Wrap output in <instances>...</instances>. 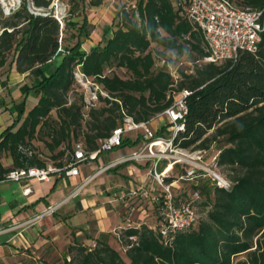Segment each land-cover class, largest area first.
<instances>
[{
  "label": "trees",
  "instance_id": "1",
  "mask_svg": "<svg viewBox=\"0 0 264 264\" xmlns=\"http://www.w3.org/2000/svg\"><path fill=\"white\" fill-rule=\"evenodd\" d=\"M187 1L135 0V10L119 7L112 35L111 27H104L101 41L88 52L82 45L93 26L85 12L105 0H67L68 18L62 24L53 16L52 0H23L10 16L1 17L0 69L11 57L18 73L43 75L30 88L41 92L37 104L16 131L22 112L1 135L0 155L9 152L15 169L45 166L36 153L19 151L38 135L48 139L43 142L56 152L54 158L64 156L59 148L66 145L68 160L73 140L81 139L88 151L96 150L121 124L122 111L136 122L147 121L172 105L173 93L188 90L185 129L175 142L193 151L219 144L216 165L228 172L231 182L229 189H222L200 179L194 186L200 198L193 205L205 210V216L168 244L147 225L127 229L119 238L125 261L109 243L96 240L88 247L72 234L64 264H264V32L256 52L241 51L235 61L220 65L201 63L207 55L202 32L177 6ZM241 5L264 10V0H242ZM29 7L50 14L34 15ZM71 30L75 42L68 45ZM153 45L160 49L154 51ZM167 52L177 55L176 82L166 68L155 67L159 58L174 63L164 57ZM76 67L108 94L86 113L73 75ZM164 131L162 127L157 134ZM137 143L127 138L121 147ZM8 171L0 162V180ZM179 199L189 202L190 196ZM130 236L136 240L130 241Z\"/></svg>",
  "mask_w": 264,
  "mask_h": 264
},
{
  "label": "built area",
  "instance_id": "2",
  "mask_svg": "<svg viewBox=\"0 0 264 264\" xmlns=\"http://www.w3.org/2000/svg\"><path fill=\"white\" fill-rule=\"evenodd\" d=\"M109 1L114 3L116 0ZM0 4L5 16H10L20 7V4L7 5L2 0ZM177 6L183 7L188 20L202 32L207 55L201 63L220 65L228 60L235 61L241 51H257L261 33L264 32V10L239 6L233 0H188L187 5L177 3ZM29 11L40 16L50 14L43 10L31 9V7ZM53 16L62 24L63 15L55 12ZM191 65L192 63L188 64V66ZM155 67L166 68L175 82L180 78L178 67L172 66L164 58L157 59ZM73 75L83 96L85 113L98 104L100 97H108L102 86L84 75L79 67H76ZM190 93L188 90H182L178 94L173 93L172 105L147 121L136 122L122 111L121 124L112 131L109 137L99 142L96 150L88 151L83 143H74L70 158L61 169L50 166L10 169L4 174L3 180L13 183H21L30 179L45 181L56 172H63L65 177L72 178L79 175L82 164L91 163L97 160L99 155L120 148L124 139L138 141L130 153L109 162L87 176L61 203L48 207L25 223H16L6 228L0 227V235L30 225L44 216L52 215L63 203L77 197L80 191L99 174L124 163L144 166L145 177L137 183H131L122 193L114 192L111 195V203L121 204L127 215L125 227L119 228L116 234L118 238L123 231L141 226L135 225L132 217L136 213L142 214L144 218L147 217L148 206H144V202L149 203V206L156 211V224L154 227H148L157 231L165 244L170 243L176 233L191 229L199 220L197 208L193 203L200 198V192L195 189L190 194L189 202L180 201L173 192L174 187L178 188L180 181L195 183L200 179H209L216 187L229 189L231 182L217 168L218 154L213 155L208 163L201 159L207 151L185 149L175 142L178 134L185 129V118L188 112L185 98ZM161 119L166 120L163 126H166V130L162 135H158L161 128L158 130L155 125ZM19 151L27 156L35 154L32 147L26 145L20 146ZM168 179L170 181H167ZM23 193L29 194L30 188H25ZM128 239L136 240L134 236Z\"/></svg>",
  "mask_w": 264,
  "mask_h": 264
},
{
  "label": "crops",
  "instance_id": "3",
  "mask_svg": "<svg viewBox=\"0 0 264 264\" xmlns=\"http://www.w3.org/2000/svg\"><path fill=\"white\" fill-rule=\"evenodd\" d=\"M233 1L237 5L242 6V0ZM87 11L85 15L91 25L101 18L103 20H109L110 18V23L107 22L108 25H105V27H111L116 16L109 9H106L104 4ZM112 30L114 29L111 27L110 35H112ZM86 41L90 43H83V47L88 52L91 48L97 46L101 39H97L94 43L89 41V39ZM60 60L61 58L58 57L55 62L58 64ZM42 76L39 72L20 74L16 71L15 64L11 63V61L0 69V140L2 133L16 123L19 114L22 112L20 121L13 128V131L17 130L28 112L41 98L39 90L30 88L34 79ZM30 147L37 150L39 148L40 151L34 152L45 161V166L39 168L50 166L51 168L61 169L65 166L68 154L66 145L63 144L59 148V150L65 152L63 159L62 157L54 158L53 154L56 152L52 153L45 147L44 142H40L37 139L31 141ZM132 149L133 147H120L113 152L103 153L95 160L96 163L82 164L79 175L72 178L65 177L63 172H56L52 173L45 181L30 179L21 183H13L3 179L0 180V227L6 228L16 223H25L45 211L48 207L58 205L87 176L109 162L127 155ZM0 162L6 170L15 169L9 152L1 153ZM144 174L145 167L142 165L135 163L120 164L99 174L91 182L99 180L95 187L88 188L90 183L74 198L77 200L84 195L82 198L84 209L82 210H85L83 212L85 214L81 220H78V211L68 208V205L74 200L72 199L63 203L52 215L44 216L20 229L1 234L0 264H21L19 259L25 256L23 249L29 250L33 254H40L43 251L42 248L48 244L47 250L45 249L44 253H42V256L44 255L45 257L48 256L47 254L51 250L62 251L68 245L69 227H81L82 230L94 234V237H86L87 239L94 242L101 240L111 245L114 238L110 233L118 231L119 228H124L127 216L121 204L111 203V195L114 192L122 193L131 183H137L143 179L145 177ZM25 188H30V193L27 195L23 193ZM94 195L101 196L103 200L94 198ZM150 208L148 207V209ZM68 212L71 213L68 214ZM135 218L132 219L135 225L146 224L149 227H154L156 224L155 218L154 220L147 219L148 217L144 218L139 213H136ZM91 227L94 228V231H89Z\"/></svg>",
  "mask_w": 264,
  "mask_h": 264
},
{
  "label": "rangeland",
  "instance_id": "4",
  "mask_svg": "<svg viewBox=\"0 0 264 264\" xmlns=\"http://www.w3.org/2000/svg\"><path fill=\"white\" fill-rule=\"evenodd\" d=\"M5 4L7 5H14V6H17L18 4H21V1L23 0H2ZM240 4V3H239ZM104 5H105V8L106 9H109V11L113 14L116 15V12L118 10L119 7H122V6H126L127 9H130L131 11L132 10H135V0H116L114 3H111L109 0H105L104 2ZM51 8L53 10V13L57 12L59 13L60 15H63L64 18H68L67 16V12H68V4H67V0H52V3H51ZM32 9V7H31ZM88 12V11H86ZM107 12V11H106ZM1 17H7L4 15L3 13V10H2V6L0 4V22H1ZM75 21H81V18H74ZM63 22V21H62ZM107 22L110 23V18L109 20H103V18L99 19L97 22H95V24H92L93 25V31L91 32V35H90V38H89V41H92L93 43L97 41V39H101L102 38V29L103 27H105V25H108ZM116 22L117 21H113V23L111 24L112 28L113 29H116ZM1 27V25H0ZM73 33V31L71 30L69 33H67V39H68V42L67 44L68 45H72L74 42H75V39H72L70 37V35ZM110 35V34H109ZM70 37V38H69ZM88 40V39H87ZM84 43H87L89 44L86 40ZM86 48V47H85ZM152 49L154 51H156L157 49H160L156 46H152ZM82 50H84V47L82 45ZM164 57L168 58L170 61L173 62L174 60V63L171 64L172 66L176 67V61H178L177 58V55L172 53V52H167L164 54ZM11 61V57L8 59V62L9 63ZM178 63V62H177ZM180 63V62H179ZM187 66H183L184 69H186ZM118 74L122 77H125L126 76V73L123 71V70H117ZM78 95L80 94V92H76ZM99 107V106H97ZM51 117L53 119H56V113L55 111H53L51 113ZM87 119V116L85 115L84 116V120ZM166 123V120L165 119H161V120H158L156 122V129H160L162 128ZM165 130H166V126H165ZM38 141L40 142H43L45 140H47V138L45 136H42V135H38L37 138H36ZM81 142V139H78V140H73L71 142V148H72V144L73 142L76 143V142ZM34 151H38L36 148H33ZM219 149V144H213L210 149L205 153L203 154L202 156V160L205 161V162H210V159L213 155H216L219 153L218 151ZM114 150H117V148H115ZM114 150H112L111 152H113ZM40 151V150H39ZM66 157V156H65ZM64 157V158H65ZM63 159V157H62ZM91 163H96L95 161L91 162ZM83 168V167H82ZM84 169V168H83ZM219 171L220 173L225 176L226 178H228V172L227 171H224L223 168H219ZM99 180H96L95 182L91 183L88 188H92V187H95L97 184H98ZM199 185V182H189V181H180V183L178 184V188L177 187H174L173 189V192L176 196H178L179 198H184V197H189L190 194L192 193V191L194 190V186H197ZM84 197V195H82L79 199L77 200H72L71 203L68 205V208H73L75 211H78V220H81L83 218V212H85V210H82L84 209L83 207V200L82 198ZM94 198L98 199V200H103V198L101 196H98V195H94ZM144 206H148V207H151L149 206V203L147 202H144L143 203ZM198 211V214H199V217L200 219L203 218L205 216V213L206 211L205 210H202L201 208H198L197 209ZM71 213V212H68V214ZM82 213V214H80ZM156 216V211L154 210V208H150V209H147V219H153L155 218ZM85 217V216H84ZM136 214L135 216L132 217V219H136ZM138 227L140 225H137ZM70 228V231L68 230V245L70 244V242L72 241V234H74L76 237L79 238V241L81 243H83L84 245L88 246V247H94L95 245V242L90 240V239H87L86 237H94V234L93 233H88L87 231L85 230H82L81 227H69ZM89 231H94V228L91 227ZM119 231H114V233H110L114 240L112 241L111 243V246H113L120 254V256L126 261V257H125V248L122 247L123 244H121L119 242V238L118 236L116 235ZM48 245V244H47ZM44 246L42 248V252L40 254H33L31 251L29 250H24L23 249V252H25V256L23 258H20L19 262L21 264H42L44 261H47L49 263H52V264H64V259H65V255H66V251H67V246L66 245L62 251H59V252H56L54 250H51L49 251V254H47L45 257L44 255L42 256V253H44L45 249L47 250L48 246ZM27 252H29L28 254H26ZM67 257V261H68V258L69 256L66 255Z\"/></svg>",
  "mask_w": 264,
  "mask_h": 264
}]
</instances>
